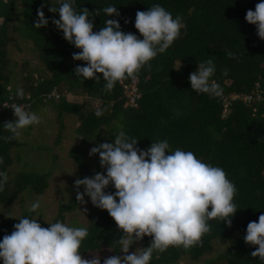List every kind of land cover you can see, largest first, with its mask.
<instances>
[{
    "label": "trees",
    "instance_id": "16d2710c",
    "mask_svg": "<svg viewBox=\"0 0 264 264\" xmlns=\"http://www.w3.org/2000/svg\"><path fill=\"white\" fill-rule=\"evenodd\" d=\"M58 2L0 0V104L4 103L0 108V137L12 135L3 124L15 119L13 104L25 106L37 115L53 108L59 124L63 114L76 116L79 121L74 133L81 142L68 151L76 169L75 180L92 177L97 172L106 174L105 168L96 167L98 162L94 170H89L84 155L90 145L113 142L120 131L137 139V147L142 150L151 142L167 140L171 151L177 148L192 151L198 159L221 167L235 184L237 192L233 202L237 211L231 217L232 226L229 228L222 220L213 219L209 221L211 231L202 237V245L188 249L169 246L162 253L154 252L149 264H179L180 260L196 264L216 243L224 244L223 251L204 258L202 264H264L250 255L257 246L246 244L243 239L247 224L258 221L259 215L264 214V40L257 36L256 26L245 20L246 11L255 10L261 0H74L77 11L87 8L95 14L100 10L98 16L89 17L94 32L104 26L106 19H116L122 31L142 38L134 27L135 14L155 4H160L174 18L177 15L182 18L186 27L181 29L179 38L151 60L150 66L145 65L139 71L136 106L125 102L118 83L111 91H105L102 76L96 81L75 75L73 69L84 62L73 60L72 55L80 50L67 42L63 32L51 23L52 19H59L58 13L48 11L49 6H57ZM42 3L49 23L35 29L36 10ZM107 6H115L120 16L107 17L102 11ZM10 45L18 51L20 47L26 50L28 58L20 63L11 59L7 52ZM208 59L216 66L211 79L223 89L219 97L193 91L188 80L197 65ZM32 60L36 65L30 67ZM225 69L227 76L222 74ZM130 79L123 83L127 84ZM60 82L67 85L63 91L58 86ZM256 87L260 91L259 101L250 104L233 99L222 113V96L249 93ZM20 89L23 97L17 95ZM69 92L82 95L84 99L78 103L67 101L64 95ZM50 93L56 94V98L45 97ZM93 99L99 104L88 109L86 103ZM97 108L103 110L100 117L95 115ZM31 128L36 127L22 129L21 135L27 136ZM20 145L17 139L10 142L0 139V157H3L0 171L8 175L9 165L20 166L18 163L22 162L24 166L8 176L4 190L0 191V240L5 234H11L18 219L31 218L33 214L27 207L14 216L9 212V205L18 198L23 201V193L27 198L41 193L50 173L45 169L49 165H39V169L25 165L27 161L20 159V153L33 152L34 146L23 143L20 153L19 150L14 152ZM53 158L54 155L48 160L54 162ZM76 191L74 187L71 197L59 204L57 216L51 223L61 222L63 211L74 210L80 204ZM79 191L83 192L82 186ZM105 191L114 193L115 189L109 185ZM71 227L88 230L89 235L81 244V254L105 246L110 253L123 255L116 243L122 233L106 210L95 209L89 214L86 225ZM150 242L151 237L145 236L135 242L129 252L147 247ZM0 264H3L1 260Z\"/></svg>",
    "mask_w": 264,
    "mask_h": 264
},
{
    "label": "clouds",
    "instance_id": "9594fccd",
    "mask_svg": "<svg viewBox=\"0 0 264 264\" xmlns=\"http://www.w3.org/2000/svg\"><path fill=\"white\" fill-rule=\"evenodd\" d=\"M44 7L42 3L36 10L35 29L49 23ZM48 11L58 13L59 19H52L51 23L63 32L67 42L80 50L72 55L73 60L84 62L73 69L75 75L96 81L102 76L105 91H111L125 79L135 80L141 68L164 53L186 27L179 15L174 18L160 4L136 12L134 27L142 38L122 31L116 19H106L104 26L94 32L89 17L98 16L100 10L95 14L87 8L77 11L74 0H59ZM102 11L107 17L120 16L115 6ZM245 20L256 26L257 36L264 40V0L255 5V10L246 11ZM215 72L212 59L200 62L189 74L191 89L209 97L221 96L223 89L211 79ZM222 74L227 76V70ZM17 95L23 97V90H18ZM52 96L56 98L52 93L45 97ZM3 106L1 103L0 108ZM12 112L15 119L3 124L12 133L0 137L5 142L19 138L22 129L41 123V117L25 106L13 104ZM102 114L103 110L97 108L95 115ZM137 143V139L120 131L113 142L96 144L89 150V156L99 154V164L106 168V174L97 172L74 181L76 200L84 204V197H89L93 206L108 212L122 233L116 243L123 255L106 257L103 264H149L154 252L162 253L169 246L188 249L202 245V237L211 231L209 221L213 219L232 226L231 217L237 211L233 202L237 188L221 167L198 159L192 151L180 148L171 151L167 140L151 142L143 150ZM7 181V172L0 171V191ZM109 185L114 187V193L105 191ZM81 186L83 192L79 191ZM39 208L40 200H36L27 211L34 213ZM18 221L11 234L0 240L3 264H101L98 254L85 259L80 252L82 241L89 235L87 228L71 227L60 221L42 227L37 218L28 217ZM145 236L151 237L150 244L129 252ZM243 239L246 244L257 246L250 255L264 261V214L259 215L258 221L247 224Z\"/></svg>",
    "mask_w": 264,
    "mask_h": 264
},
{
    "label": "rangeland",
    "instance_id": "374dc122",
    "mask_svg": "<svg viewBox=\"0 0 264 264\" xmlns=\"http://www.w3.org/2000/svg\"><path fill=\"white\" fill-rule=\"evenodd\" d=\"M15 22V19L13 20ZM7 52L10 54L11 59L20 63L23 59L28 58L26 50H23L20 47V50H16L12 45L7 47ZM35 64L34 60L30 62V67H33ZM35 75V74H33ZM60 86V91L64 90L67 85L64 82L58 84ZM67 101L80 102L84 97L76 93H66L64 95ZM99 102L96 99L88 100L86 107L88 109H93L98 106ZM47 109L48 106H43ZM41 117V123L38 125H33L36 128H31L27 136L20 135L17 138V141L21 143L31 144L34 146L32 149L33 152H23L20 153L21 145L16 147L15 151L19 150L21 155V160L27 161V164L34 169H39V165H49L45 167L49 169L50 173L47 175V185L39 194H31V197L27 198L25 193L21 194L23 201L18 199L14 200L9 205V212L17 216L22 213L36 200H40V208L34 212L31 218H37V222L41 224L42 227H48L47 223L57 216L58 208L60 203H65L73 192L75 173L76 169L73 165V161L68 155L70 148H74L76 145H79L81 139L75 135L74 129L78 125V119L76 116L63 114L61 115L60 124L55 114L53 108L47 109L44 114L38 115ZM37 146V147H36ZM94 147L90 145L88 151L84 155L85 163L88 166L89 170H94L95 165L97 168H101L99 164V154L89 156V150ZM36 148V150H35ZM47 149V150H46ZM34 151H37L34 153ZM13 152V153H14ZM13 153H10L13 155ZM55 161L52 162L48 159L52 157ZM56 155V156H55ZM51 163V164H50ZM20 166L11 164L8 166L9 173L8 176L11 177L15 171L23 167L22 162L18 163ZM26 168V167H25ZM27 169V168H26ZM43 169V168H42ZM106 169V168H105ZM44 170V169H43ZM85 203L79 204L74 210L63 211L62 212V221L68 226L81 225L84 226L88 222L89 214H92L94 210H99V208L92 205L89 197L85 196ZM224 244L216 243L212 246L211 251L204 253L199 257V261L196 264H202V260L207 257L214 256L217 252L223 251ZM93 254H98L101 257V264H103V259L114 254L110 253L109 249L105 246H102L99 250L92 252H86L82 254V257L85 259H90ZM2 261V260H1ZM179 264H190L184 260H180Z\"/></svg>",
    "mask_w": 264,
    "mask_h": 264
},
{
    "label": "built area",
    "instance_id": "2783aa9c",
    "mask_svg": "<svg viewBox=\"0 0 264 264\" xmlns=\"http://www.w3.org/2000/svg\"><path fill=\"white\" fill-rule=\"evenodd\" d=\"M136 82H137V78L135 80L130 79V81L127 84L123 83V81L118 82V85H120L121 87L125 102L130 106H136V100L139 97V93L137 92V88H136ZM257 89L258 87H256L253 91L249 93H243L241 95H239L238 93H234L229 95L228 97L222 96V102H223L222 113L223 114L225 113L226 107L228 106L230 100L233 99H241L243 102L250 104L259 101L260 91ZM252 110H254V107L252 108Z\"/></svg>",
    "mask_w": 264,
    "mask_h": 264
}]
</instances>
